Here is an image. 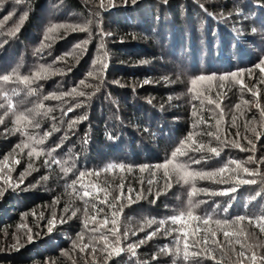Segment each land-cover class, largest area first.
Instances as JSON below:
<instances>
[{
  "label": "trees",
  "instance_id": "obj_1",
  "mask_svg": "<svg viewBox=\"0 0 264 264\" xmlns=\"http://www.w3.org/2000/svg\"><path fill=\"white\" fill-rule=\"evenodd\" d=\"M56 5L59 13L53 10ZM105 5L101 8L96 0H21L20 3L6 0L0 7V76H31L41 66L50 68L45 79L31 85L36 89L33 95L22 84L9 83L5 87L21 90L13 97L19 110L38 103L51 109L37 116L39 128L28 129L36 136L51 133L38 145L45 150L38 158L30 159L29 149L21 152L16 148L25 137L13 131L14 116L5 117L0 124V164L7 157L11 169L3 172L11 181H0V264H174V261L187 264L174 255L160 252L165 246L174 248L175 233L166 236L161 230L151 239L146 237L160 228L161 220L187 208L191 190L190 185L177 183L174 176L172 186L165 187L163 170L156 171L154 177V166L171 158V153L193 131V124L199 118L209 125H215L219 119L220 110L215 104H209L203 97L193 99L194 93L189 92L191 80L201 75L214 76L217 79L213 83L218 85L219 76L243 72L245 84L258 85L255 87L259 92L258 101L264 107V84H259L261 75L255 68L264 60V0H135V3L110 0ZM10 13L11 17L5 19ZM79 17L84 20L79 21ZM53 24L80 25L85 30L61 28L53 33V39L45 40ZM17 26L19 31L13 35ZM101 32L105 35L101 36ZM85 41L83 48L78 47ZM98 60L106 65L102 80L88 75L101 67L96 63ZM249 70L253 72L252 79L248 76ZM81 80L90 86H81ZM73 88L87 95L44 99L53 94L60 96ZM197 88L204 90L199 84ZM218 91L224 93L219 98ZM211 95L223 109L221 128L229 142L236 140L245 148L254 146V149L241 151L229 143L219 157L189 153L194 159H200L201 155L208 157L192 164V169L213 172L231 160L246 162L251 156L259 165L247 163L245 166L253 169L259 166L261 175L251 177L241 172L243 178L255 179L256 183L240 184L236 192L228 195L201 193L192 197L194 203L201 202L195 212L215 219L241 215L264 218V179L261 178L264 176V117L255 106L257 98L227 82L223 90L213 87ZM243 100L251 103L244 105ZM78 104L73 111H67ZM236 104H241L240 112L244 115L236 111ZM194 109L198 117L193 116ZM3 111L0 109V115ZM233 115L237 117L235 127L231 126ZM73 121L78 122L70 129ZM246 123L256 132L246 129ZM210 130L215 128L199 125L198 131L202 133ZM198 139L205 143L211 140L212 146H218L207 135ZM52 149L55 150L48 156L46 153ZM53 159L61 163H53ZM179 159L188 162L189 157ZM15 160L20 162L17 164ZM29 163L34 169L30 175L26 173ZM121 163L131 166L132 170L104 171L110 164ZM145 165L151 167L141 172L140 167ZM65 167L71 169L67 174L63 171ZM81 172L100 173L98 177L86 175L83 183L91 181L107 186L112 193L109 202L120 194L123 177L125 198L118 202L123 205L118 227L124 251L107 260L106 252L97 250L94 258L91 248L83 253L78 247L73 248L78 234L85 233V243L92 235L86 232L83 223L84 202L67 187ZM22 173L25 175L20 183ZM228 175L224 174L226 178ZM234 178L233 174V182ZM149 180L154 182L150 185ZM196 186L220 192L232 184L204 179L197 180ZM129 188L133 190L131 201ZM76 189L80 191L79 182ZM98 207L104 209L101 216L111 217L112 209L107 205L98 204ZM88 210L91 215V204ZM49 220H54L51 231ZM242 223L264 235L248 219ZM171 227L176 226L164 225V229ZM125 233L127 239H124ZM141 240L144 243L135 249V255L127 250V245ZM235 246V251L226 246L223 255L219 250L214 253L219 264H236L240 246ZM201 264H216V261L205 258Z\"/></svg>",
  "mask_w": 264,
  "mask_h": 264
},
{
  "label": "snow or ice",
  "instance_id": "obj_2",
  "mask_svg": "<svg viewBox=\"0 0 264 264\" xmlns=\"http://www.w3.org/2000/svg\"><path fill=\"white\" fill-rule=\"evenodd\" d=\"M16 3H20L21 0H15ZM6 3V0H0V7H2ZM135 3V0H133ZM105 5L104 0H100V7L104 8ZM11 13L5 19H9L11 17ZM25 16L21 17V24L23 23ZM61 28L67 30L71 29L75 30H85V27L80 25H65V24H53L46 32L44 39L50 40L53 39V33L58 32ZM19 31V26L12 33L15 35L16 32ZM255 31V29H253ZM105 35L101 32V36ZM87 44V41L83 42V44L78 45V47L83 48L84 45ZM103 47V44H101ZM96 63L100 64L101 67L96 69L94 72H90L88 75L102 80V73L106 65H104L102 60H98ZM255 68L259 70L261 79L259 84H264V60H261L259 63L255 65ZM71 69H69L70 71ZM50 74V68H46L41 66L39 70L33 73L31 76H20L16 74L15 77L10 74H4L0 76V109H3V114L0 115V124L4 123V118L12 115L14 116V132L21 133L22 136L25 137V140L21 141L20 144L16 145V148L20 149L23 152L24 149H29L27 152L28 157L31 159L32 157H40L42 154H45V150L38 145H42L44 140L51 135L50 132L44 133L43 136H36L29 133V128H39L40 124L36 119L37 116L42 114H46L51 109H46L43 103H38L34 105L32 108H26L24 110H19L18 106L13 102V97L18 96L21 90L17 88H7L5 85L9 83L22 84L28 89V94L33 95L36 93V89L32 88L31 85L36 83L38 80L45 79L46 76ZM243 72H232L230 74L221 75L218 77L219 84L216 85L213 82L217 79L214 76H199L191 80V88L189 92L194 93L193 99L200 100L202 97L207 99L209 104H215L216 109H219V119L215 120V125H209L207 121L203 120V118H199L198 123L193 124V131L189 132L186 137L181 140L180 145L176 147V149L171 153V158L167 159L164 163L158 164L154 166V171L152 175L155 177L156 171L163 170V179L165 181V187L170 188L172 186V178L173 176L176 178V182H183L186 185H190L191 190L188 193L189 200L188 206L186 209L181 210L178 214L173 215L166 220H161L160 228H157L156 231L149 233L146 239H151L152 236L156 235L161 230L164 231V235L171 236L173 233L174 236V248H169L167 246L160 249L161 253H166L169 255H174L177 259L187 262V264H201L202 259H212L216 261V264H219L217 257L215 256V252L219 250L221 255L224 254V248L227 246L230 250L235 251L234 246L239 245L240 250L237 252V261L236 264H244L245 261L248 264H264V254H261L255 250V247H264V245L253 246L251 244L246 243L245 241L249 239V235L246 233L244 227H241L243 221L248 219L249 223L255 224L259 227L260 232L264 233V218H246L245 216H237L235 218H225V219H215L210 216H200L196 214L195 209L198 204L201 203L197 201L193 202L192 197H195L201 193L210 194V195H228L229 193H233L237 191V186L240 184H255V179H245L240 173L247 174L248 176L255 177L261 175L259 166L255 169L249 168L245 166L247 163H256L259 165L260 162L256 161L253 157H248L246 162H240L237 160H231L229 164H225L223 167H220L218 170L213 172H204L197 171L192 169V164H199L201 160H206L208 157L201 155L200 159H194L192 156H189V153H208L212 154L216 157L221 155V151L223 147L228 146L229 143L233 147L239 148L241 151H252L254 146L251 148H245L243 145L238 143L236 140H232L229 142L227 138L226 132L222 130L221 124L224 120L223 109L220 108V103H217L216 100L212 98L211 89L213 87H218L220 90H223L225 87V83H232L238 85L241 91L247 90L251 93L253 97L257 98V102L255 104L256 108L260 111L261 117H264V107H261L258 101L259 92L253 91V88L258 87V85H253L249 87L245 84L243 80ZM248 76L250 79L253 77L252 70H249ZM207 81V85L203 82ZM200 85L204 90L200 91L197 88V85ZM81 86H90L86 85L84 80L80 81ZM98 90V88H97ZM224 93L222 91H218L216 93L217 98H219ZM87 94L84 91L78 90L77 88H73L70 92L62 93L60 96L55 94L44 97V99H62L64 96H86ZM202 102V101H201ZM251 102L247 100H243L242 104L249 105ZM80 105H74L68 108V112L74 110L75 107H79ZM235 109L242 116L243 112H240L241 104H236ZM67 115V113H65ZM193 116L198 117V113L193 111ZM86 118V117H85ZM236 115L232 117V125L236 126ZM78 121H73L69 124V128L71 129L73 125ZM251 123V122H249ZM205 124L209 128L214 127L215 131H207L200 132L198 131L199 125ZM245 128L256 132L255 128H250L248 123L245 124ZM223 132V138H222ZM202 135H207L208 137L214 139L218 142V146H212L211 140L208 143L203 142L198 139V137ZM240 133L237 131L236 136L239 137ZM257 138H259V134L257 133ZM248 140V144L252 145V141L245 137ZM60 147V145H57ZM55 149L49 150L46 154L51 156L52 151ZM180 157H189L188 162L181 161ZM15 163H19V160H15ZM53 163H61L53 159ZM45 165H48V161L45 160ZM230 165H234V167H230ZM151 166H142L140 167V171H145L146 168ZM9 168L8 159L5 157L2 164H0V181L4 183H9L11 181L10 176L3 175L4 169ZM119 170L123 173L125 170L131 171V166H126L125 164H110L104 171L111 172L114 170ZM33 169L32 163H29L26 169L27 174H31ZM65 174L71 171L70 168H63ZM225 173H228V177L224 176ZM233 174H234V182H233ZM24 173L20 176V183H23ZM99 176V172H81L77 180H73L67 187L71 188L74 192H76L77 197L82 200L85 204L84 209V227L86 232L91 233L89 236L88 243H85V233L82 232L78 234L77 240L73 241V248H79L80 252H85L89 248H91V254L95 258V253L97 250L100 252H106L107 256L105 260L110 258L113 254L119 255L124 248L121 247V236L118 227V216L119 213L123 210V205H120L118 202L125 198L124 194V183L123 177H121V183L119 185L120 194L112 197L111 202H109V197L112 195L111 190L104 185H100L97 183L89 182L88 184L83 183V179L85 176ZM220 177V179H216ZM264 179V176H261ZM47 179V177H44ZM204 179H212L217 183H231L232 186L228 187L220 192H209L208 189L198 188L196 186L197 180ZM80 183V191H77L76 185ZM154 181L149 180L148 183L151 185ZM133 190L131 188L128 189V199L131 201V192ZM2 195V192H0ZM259 195V194H258ZM139 198V197H138ZM95 201V202H92ZM89 204H91L92 214L89 215ZM98 204H105L110 209H112L111 217L101 214L104 212L103 208L98 207ZM65 211H68L66 208ZM76 211H79L78 209ZM76 211L72 212V216L76 215ZM227 211V209H225ZM154 222V221H153ZM49 231L52 230V225H54V220H49ZM169 223L170 225H174L176 227H171L168 229H164V225ZM214 224L215 228H212L211 225ZM111 225V227H109ZM203 226V228H202ZM223 237V242L220 240L219 236ZM31 240V237H28ZM243 238V239H242ZM124 239H127V233L124 234ZM79 241V243H77ZM144 243L143 240L139 241L135 244L127 245V250L135 255V249L139 247L140 244ZM156 257H153L155 259ZM75 264V262H73ZM175 264V261H174Z\"/></svg>",
  "mask_w": 264,
  "mask_h": 264
},
{
  "label": "rangeland",
  "instance_id": "obj_3",
  "mask_svg": "<svg viewBox=\"0 0 264 264\" xmlns=\"http://www.w3.org/2000/svg\"><path fill=\"white\" fill-rule=\"evenodd\" d=\"M98 2H100V0H96ZM108 1L110 0H104L105 3H108ZM59 8L57 5L55 6V8H53V10H55V12H58V10L60 9H57ZM59 13V12H58ZM93 19V17L91 18ZM79 21H82L84 20L83 18H80L78 19ZM86 39V38H85ZM255 91H258L257 88H255ZM241 227H244L245 230H246V233L249 235V239H247L245 242L248 243V244H251L253 245L254 247L257 246V245H264V235H261V234H258L256 231H254L249 225L247 224H244L242 223L241 224ZM222 239L221 241H223V238H220ZM243 239V238H242ZM234 248L236 249V246H234ZM255 250L261 254H264V247H255ZM244 264H248L247 261L244 262Z\"/></svg>",
  "mask_w": 264,
  "mask_h": 264
}]
</instances>
